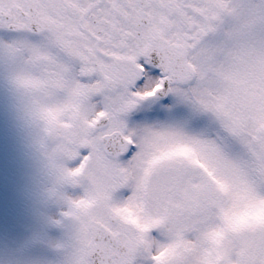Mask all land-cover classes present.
I'll return each mask as SVG.
<instances>
[{"label":"snow or ice","instance_id":"1","mask_svg":"<svg viewBox=\"0 0 264 264\" xmlns=\"http://www.w3.org/2000/svg\"><path fill=\"white\" fill-rule=\"evenodd\" d=\"M43 122L64 264H264V0H0ZM74 164V166H70Z\"/></svg>","mask_w":264,"mask_h":264},{"label":"flooded vegetation","instance_id":"2","mask_svg":"<svg viewBox=\"0 0 264 264\" xmlns=\"http://www.w3.org/2000/svg\"><path fill=\"white\" fill-rule=\"evenodd\" d=\"M0 93V264H64L72 231L64 216L66 194L76 196L82 189L61 184L56 162L43 143V122L2 60ZM26 235L47 240L50 250H26Z\"/></svg>","mask_w":264,"mask_h":264},{"label":"clouds","instance_id":"3","mask_svg":"<svg viewBox=\"0 0 264 264\" xmlns=\"http://www.w3.org/2000/svg\"><path fill=\"white\" fill-rule=\"evenodd\" d=\"M234 227L264 223V203L240 206L230 217Z\"/></svg>","mask_w":264,"mask_h":264},{"label":"rangeland","instance_id":"4","mask_svg":"<svg viewBox=\"0 0 264 264\" xmlns=\"http://www.w3.org/2000/svg\"><path fill=\"white\" fill-rule=\"evenodd\" d=\"M3 103V94L0 93V104ZM3 129V127H0ZM45 241L44 245L42 242ZM23 242L25 243L26 250H50L47 245V240H43L42 237H31L30 235H26L23 237ZM0 250H4L3 243L0 239Z\"/></svg>","mask_w":264,"mask_h":264}]
</instances>
